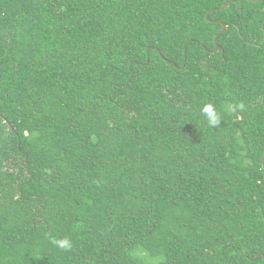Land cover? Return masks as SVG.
I'll list each match as a JSON object with an SVG mask.
<instances>
[{
    "label": "trees",
    "instance_id": "1",
    "mask_svg": "<svg viewBox=\"0 0 264 264\" xmlns=\"http://www.w3.org/2000/svg\"><path fill=\"white\" fill-rule=\"evenodd\" d=\"M227 1L0 0V264H264V0Z\"/></svg>",
    "mask_w": 264,
    "mask_h": 264
},
{
    "label": "clouds",
    "instance_id": "2",
    "mask_svg": "<svg viewBox=\"0 0 264 264\" xmlns=\"http://www.w3.org/2000/svg\"><path fill=\"white\" fill-rule=\"evenodd\" d=\"M238 107L242 110L243 104L238 105ZM234 110V109H233ZM202 114L206 117L208 123L211 126H216L219 123V115L216 112L214 105L211 103L205 104L202 108ZM52 244L62 250H70L72 248V244L69 239L63 238V239H52Z\"/></svg>",
    "mask_w": 264,
    "mask_h": 264
},
{
    "label": "water",
    "instance_id": "3",
    "mask_svg": "<svg viewBox=\"0 0 264 264\" xmlns=\"http://www.w3.org/2000/svg\"><path fill=\"white\" fill-rule=\"evenodd\" d=\"M232 1L233 0H228L223 6H221L220 8L212 9L210 12L224 10V9H226L232 3ZM249 1L259 2V1H262V0H249ZM0 19H1V15H0ZM217 22H219L223 26L222 30L216 35V38H215L216 51H219L221 49V46L218 43V36L226 31V27L227 26H226V24L223 21H217ZM262 166H263V169H264V156H263V160H262Z\"/></svg>",
    "mask_w": 264,
    "mask_h": 264
}]
</instances>
